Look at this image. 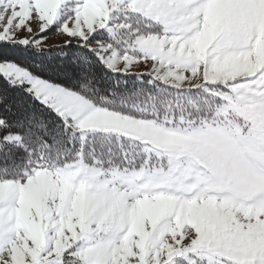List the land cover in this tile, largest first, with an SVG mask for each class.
<instances>
[{"label":"snow or ice","instance_id":"snow-or-ice-1","mask_svg":"<svg viewBox=\"0 0 264 264\" xmlns=\"http://www.w3.org/2000/svg\"><path fill=\"white\" fill-rule=\"evenodd\" d=\"M0 264H264V0H0Z\"/></svg>","mask_w":264,"mask_h":264},{"label":"rangeland","instance_id":"rangeland-1","mask_svg":"<svg viewBox=\"0 0 264 264\" xmlns=\"http://www.w3.org/2000/svg\"><path fill=\"white\" fill-rule=\"evenodd\" d=\"M51 42V41H50Z\"/></svg>","mask_w":264,"mask_h":264}]
</instances>
